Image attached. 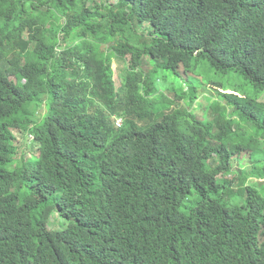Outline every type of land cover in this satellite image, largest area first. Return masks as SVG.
I'll use <instances>...</instances> for the list:
<instances>
[{"label":"trees","instance_id":"trees-1","mask_svg":"<svg viewBox=\"0 0 264 264\" xmlns=\"http://www.w3.org/2000/svg\"><path fill=\"white\" fill-rule=\"evenodd\" d=\"M96 1L0 0V264H264L261 105L222 90L234 115L194 116L142 69L263 90L264 0Z\"/></svg>","mask_w":264,"mask_h":264},{"label":"rangeland","instance_id":"rangeland-1","mask_svg":"<svg viewBox=\"0 0 264 264\" xmlns=\"http://www.w3.org/2000/svg\"><path fill=\"white\" fill-rule=\"evenodd\" d=\"M92 1L98 3L96 0H90L88 5H90ZM115 3H117V0L112 2V4ZM141 33L142 29L140 30V34ZM130 39L132 42L135 41L134 36L130 37ZM143 40L141 41L140 46L143 45ZM95 47L97 49V60L104 61L105 58L109 57V55L111 57V54L108 52V47L99 48L98 45ZM113 61L114 80L116 87L120 88L123 85L124 78L127 75V65L122 61H119L116 57H113ZM143 62L145 66L142 69L145 71V74L149 75V73H151L152 77L158 81V87L161 89L160 95L166 99H169L170 101H173L174 109L182 110L186 107L194 116H210L211 111L209 107L213 105V111L217 110L218 108L221 110L224 109V116H232V114L234 115L235 107L228 105L226 106V104L223 102L224 98L219 93L223 92L222 90L227 92L237 91V94L240 95V97L251 98L255 102H258L261 105V107H259L260 115L264 116V89L258 90L238 72H229L226 75L219 74L214 68H212L210 63L206 61L197 63L196 66L187 74H185L183 69H180L177 73L168 71L162 67L160 62L152 60L150 57H146ZM189 88H193V90L188 91ZM174 91L178 95L186 93L187 99H177ZM191 96L198 98V100L192 103V100L190 99ZM42 111L43 113H46L47 109L45 110V108H43ZM235 116H238L239 119L237 125L240 127L242 132L247 134L248 139H250V136L254 134L255 128L251 123L247 122L245 119H242L239 113H235ZM117 126L119 125L117 124ZM18 140L21 146L20 153L29 154V141L27 139L22 140L21 136L19 135ZM261 160L262 158L258 157L257 159L253 160V162L259 163ZM247 163H249V161ZM263 164L264 163H259L254 165L255 170L260 171L263 167ZM239 166L242 167L243 171H246L249 165L242 163L238 165V168ZM251 166L253 168V165ZM234 178L235 176L233 175L231 177H220L218 181L230 182ZM252 183H255V181H252ZM232 200L235 201L236 198H233ZM48 225L52 230H62L67 225V222L58 217V214H55L48 222Z\"/></svg>","mask_w":264,"mask_h":264},{"label":"built area","instance_id":"built-area-1","mask_svg":"<svg viewBox=\"0 0 264 264\" xmlns=\"http://www.w3.org/2000/svg\"><path fill=\"white\" fill-rule=\"evenodd\" d=\"M121 123H122V121L121 120H118V125L119 126H121Z\"/></svg>","mask_w":264,"mask_h":264}]
</instances>
